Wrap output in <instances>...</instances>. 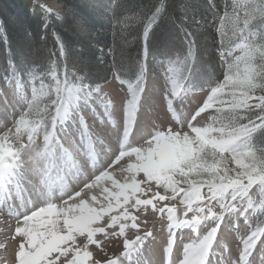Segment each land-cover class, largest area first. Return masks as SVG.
I'll use <instances>...</instances> for the list:
<instances>
[{"label":"snow or ice","instance_id":"obj_1","mask_svg":"<svg viewBox=\"0 0 264 264\" xmlns=\"http://www.w3.org/2000/svg\"><path fill=\"white\" fill-rule=\"evenodd\" d=\"M11 8L0 264H264V0ZM206 24L219 67L199 41Z\"/></svg>","mask_w":264,"mask_h":264},{"label":"trees","instance_id":"obj_2","mask_svg":"<svg viewBox=\"0 0 264 264\" xmlns=\"http://www.w3.org/2000/svg\"><path fill=\"white\" fill-rule=\"evenodd\" d=\"M11 2L12 0H0V13H3L5 18L10 16L12 13ZM201 2H203V0H201ZM220 2L221 0H217V3H220ZM208 20L211 21L210 15L208 16ZM8 34H9V40L11 42L12 47L13 48L18 47L21 43V35H20L18 27L11 22L8 24ZM69 35H71V33H69ZM99 40L101 44H111L112 37L110 33L105 32L99 36ZM199 41L202 45H206L208 47L209 56L212 62L217 67H219V63H218L219 58L216 55L215 31H214L213 26H211V24H206L205 27L200 29ZM48 45L49 47L53 45L51 36H49ZM129 51L131 55L135 56L137 52L135 45H133ZM6 55H7V45L0 44V63H2L6 59ZM101 74L104 75L105 71L102 70ZM106 74H107L108 79L110 80L112 77L111 72H106Z\"/></svg>","mask_w":264,"mask_h":264},{"label":"rangeland","instance_id":"obj_3","mask_svg":"<svg viewBox=\"0 0 264 264\" xmlns=\"http://www.w3.org/2000/svg\"><path fill=\"white\" fill-rule=\"evenodd\" d=\"M218 63L220 65V60H218ZM4 64H5V60L2 63H0V74H2V71H3V68H4ZM109 81H110V84L107 86L109 91L119 90V88L121 86L116 84V82L112 80V77H111V79ZM197 95H199V94H197ZM241 227H243V225H241ZM233 235H228L226 242L234 250L235 249V243H238V241H234L233 240Z\"/></svg>","mask_w":264,"mask_h":264},{"label":"bare ground","instance_id":"obj_4","mask_svg":"<svg viewBox=\"0 0 264 264\" xmlns=\"http://www.w3.org/2000/svg\"><path fill=\"white\" fill-rule=\"evenodd\" d=\"M53 5L56 4V0H50ZM148 257L153 261H158L162 259V249L160 248V238L158 237V242L152 245V250L147 253Z\"/></svg>","mask_w":264,"mask_h":264}]
</instances>
